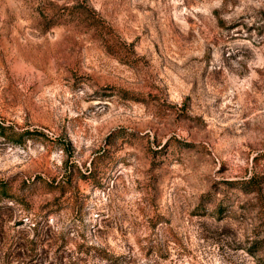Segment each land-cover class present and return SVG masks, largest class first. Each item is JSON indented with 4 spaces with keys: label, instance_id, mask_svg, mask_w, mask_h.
Returning a JSON list of instances; mask_svg holds the SVG:
<instances>
[{
    "label": "rangeland",
    "instance_id": "374dc122",
    "mask_svg": "<svg viewBox=\"0 0 264 264\" xmlns=\"http://www.w3.org/2000/svg\"><path fill=\"white\" fill-rule=\"evenodd\" d=\"M0 126V264H264V0H0Z\"/></svg>",
    "mask_w": 264,
    "mask_h": 264
},
{
    "label": "trees",
    "instance_id": "16d2710c",
    "mask_svg": "<svg viewBox=\"0 0 264 264\" xmlns=\"http://www.w3.org/2000/svg\"><path fill=\"white\" fill-rule=\"evenodd\" d=\"M6 130L7 129L4 126H0V135L1 136H5L6 135ZM1 196L8 198L10 201H13V199H14L13 197L9 196V191H8L7 187L4 184H2L0 186V197ZM20 241H22V240H20ZM19 242H15L13 240H11L9 242V249H12V248L14 249V252H13L14 255H16V253H19V252L23 251V249H24L23 245L21 246V244Z\"/></svg>",
    "mask_w": 264,
    "mask_h": 264
}]
</instances>
